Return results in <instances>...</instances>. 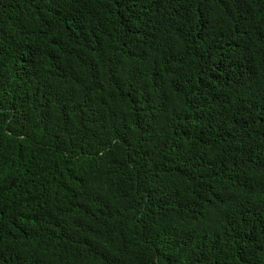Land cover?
Masks as SVG:
<instances>
[{"label":"trees","instance_id":"obj_1","mask_svg":"<svg viewBox=\"0 0 264 264\" xmlns=\"http://www.w3.org/2000/svg\"><path fill=\"white\" fill-rule=\"evenodd\" d=\"M0 264H264V0H0Z\"/></svg>","mask_w":264,"mask_h":264}]
</instances>
